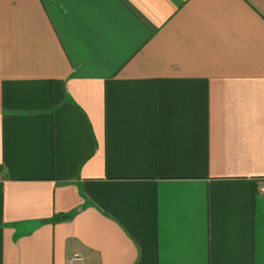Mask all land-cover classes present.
<instances>
[{"label":"crops","instance_id":"1","mask_svg":"<svg viewBox=\"0 0 264 264\" xmlns=\"http://www.w3.org/2000/svg\"><path fill=\"white\" fill-rule=\"evenodd\" d=\"M264 0H0V264H264Z\"/></svg>","mask_w":264,"mask_h":264},{"label":"built area","instance_id":"2","mask_svg":"<svg viewBox=\"0 0 264 264\" xmlns=\"http://www.w3.org/2000/svg\"><path fill=\"white\" fill-rule=\"evenodd\" d=\"M67 264H85V259L83 256L75 255L68 259Z\"/></svg>","mask_w":264,"mask_h":264},{"label":"rangeland","instance_id":"3","mask_svg":"<svg viewBox=\"0 0 264 264\" xmlns=\"http://www.w3.org/2000/svg\"><path fill=\"white\" fill-rule=\"evenodd\" d=\"M260 189L264 190V182L260 183Z\"/></svg>","mask_w":264,"mask_h":264}]
</instances>
